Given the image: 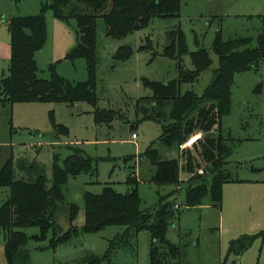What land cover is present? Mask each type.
Segmentation results:
<instances>
[{"label":"rangeland","instance_id":"rangeland-1","mask_svg":"<svg viewBox=\"0 0 264 264\" xmlns=\"http://www.w3.org/2000/svg\"><path fill=\"white\" fill-rule=\"evenodd\" d=\"M41 1L44 0H0V75L7 74L9 58L6 20L11 16L38 13ZM212 1L181 0L178 15L153 16L146 25L120 37L107 35L103 20L97 15L94 106L110 108L118 115L109 120H97L93 106L83 101L79 108L63 101L0 103V165L12 154L15 158L35 160L49 177L52 153L60 161L72 147H77L92 161L89 170L67 175L62 187L63 204H77L72 224L78 227L83 222L81 193L84 190L99 192L104 183L119 192L129 190L133 184L125 178L132 170L141 207L155 206L160 194H168V198L179 204V213L168 226L166 237L172 242L185 243L181 264H264V57L256 68L237 71L233 76L230 110L221 118V133L230 136L228 143L232 152L227 167L233 179L222 184L220 207L211 204L207 197L200 205L184 207L183 187L189 172L181 170L183 180L178 191H174V184L151 181L153 166L142 154L151 144L161 157L180 159L183 157L180 150L193 147L161 142L158 139L160 124L142 118L148 106L145 100L139 99L151 94L142 79L166 81L178 76L177 59L162 53L169 42L168 32L180 28L188 51L203 46L208 52L210 65L196 80L180 83L181 92L191 89L197 93L202 92L218 66V55L213 49L218 31L223 40L247 36L252 44L264 32V14L239 12L251 6L238 4L236 11ZM42 15L45 39L33 54L39 74L47 77L52 65L54 72L68 81L85 80L84 58L64 56L75 41L72 22L54 17L48 6ZM121 45L127 46L130 52L124 58H116V49ZM181 62L185 67H193L189 52L182 55ZM51 120L65 130L56 132ZM196 157L203 163L200 155ZM7 193V187L0 186V203ZM66 215L65 206L60 205L55 223L61 230L68 225ZM19 228L26 235L24 247L28 264H87L84 259L89 255L100 256L109 239L122 227L108 224L96 231H77L54 246L49 245L50 229L42 238L35 239L32 237L38 231L35 225ZM243 234L256 236L242 252L229 251L230 241ZM149 238L146 229L139 230L133 248H118L113 252L112 264H148ZM0 264H5L1 229Z\"/></svg>","mask_w":264,"mask_h":264},{"label":"trees","instance_id":"trees-1","mask_svg":"<svg viewBox=\"0 0 264 264\" xmlns=\"http://www.w3.org/2000/svg\"><path fill=\"white\" fill-rule=\"evenodd\" d=\"M181 0H44L40 11L32 15H16L6 20L9 36V58L7 74L0 75V103L13 101H63L74 104L80 101L93 106L97 120H109L117 116L110 108H97L93 90L95 67V18L99 15L107 35L120 37L133 29L147 24L153 16H176ZM50 7L54 17L72 22L75 41L65 53V58L81 56L85 60L87 78L71 82L56 74L52 65L49 75L42 77L35 64L33 54L45 39V25L42 11ZM169 42L162 53L177 59L178 76L166 81L142 79L151 94L145 100L147 108L142 118L155 120L160 124L158 139L167 144L178 145L190 134L199 131L198 141L192 148L180 150V159L161 157L149 144L142 152L153 172L150 177L156 184L176 185L183 180L181 170L189 172L183 187L184 207L200 205L205 197L211 204L220 207L222 184L233 179L227 167L232 148L230 136L221 133V118L230 110V87L234 73L256 68L264 57V32L254 44L250 37H235L223 40L218 31L213 40V49L218 55V66L201 93L191 89L180 91L181 82L196 80L207 68L211 59L203 46L188 51L185 37L180 28L168 32ZM127 46L116 49L115 57L129 54ZM189 52L192 68L185 67L182 55ZM138 100V99H136ZM56 132L65 128L51 120ZM200 155L201 162L196 154ZM183 159V160H182ZM92 159L79 148L72 147L60 161L52 153L49 177L35 160L13 158L9 154L0 165V186L8 189L6 198L0 203V229L3 233V255L5 264H28L24 247L26 235L19 227L35 225V239L51 230L49 245L69 238L77 231H96L105 225H119L122 228L108 241L100 256L89 255L87 264H112L111 256L118 248L134 247L135 235L141 229L149 233L148 264H181L185 254V243L172 242L166 237L168 226L179 213V204L159 195L155 206L141 207L136 190L134 171L127 172L125 181L133 185L129 190L119 192L104 183L99 192L84 190L83 222L80 226L71 223L77 204H63V185L67 175L91 168ZM202 166V167H201ZM198 170H201L200 172ZM177 204V205H176ZM60 205L67 210L68 225L61 230L55 223V214ZM256 234H243L229 243V251L240 253L253 241Z\"/></svg>","mask_w":264,"mask_h":264},{"label":"crops","instance_id":"crops-1","mask_svg":"<svg viewBox=\"0 0 264 264\" xmlns=\"http://www.w3.org/2000/svg\"><path fill=\"white\" fill-rule=\"evenodd\" d=\"M212 2H215L216 5L218 3V5L220 4V6H223V7L228 5L231 7V9L234 8V10H236V11L239 10V9H235L238 4H240L241 6H251L252 7L251 9H240L239 12L240 13L249 12V14H251V13H253V14L254 13L255 14L256 13L257 14H264V0H214ZM255 10H257V11H255ZM252 11H254V12H252ZM227 13H229V11H227ZM81 102L82 101L74 103V106L79 108ZM12 156H13V158H15L14 155H12ZM7 191H8V189H7Z\"/></svg>","mask_w":264,"mask_h":264},{"label":"built area","instance_id":"built-area-1","mask_svg":"<svg viewBox=\"0 0 264 264\" xmlns=\"http://www.w3.org/2000/svg\"><path fill=\"white\" fill-rule=\"evenodd\" d=\"M201 133L199 131L194 132L192 134H190L188 137H186L183 140V143H180V147H187V146H191L197 139L200 138ZM131 136H133V133H131ZM196 138V139H195ZM195 139V140H194ZM194 140V141H193ZM177 205V204H176Z\"/></svg>","mask_w":264,"mask_h":264},{"label":"bare ground","instance_id":"bare-ground-1","mask_svg":"<svg viewBox=\"0 0 264 264\" xmlns=\"http://www.w3.org/2000/svg\"><path fill=\"white\" fill-rule=\"evenodd\" d=\"M195 139H196V138H195ZM195 139H194V140H195ZM194 140H193V141H194Z\"/></svg>","mask_w":264,"mask_h":264}]
</instances>
